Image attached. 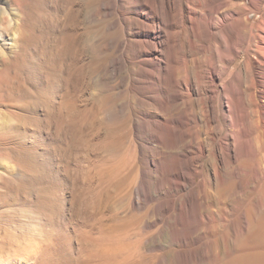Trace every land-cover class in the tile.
<instances>
[{
	"label": "rangeland",
	"instance_id": "374dc122",
	"mask_svg": "<svg viewBox=\"0 0 264 264\" xmlns=\"http://www.w3.org/2000/svg\"><path fill=\"white\" fill-rule=\"evenodd\" d=\"M100 3L0 2V245L8 251L40 240L35 264H264V134L257 138L264 93L255 88L249 98L241 77V116L236 108L220 114L219 128L199 142L182 124L174 144L170 129L128 133L126 112L141 114L123 94L124 73L95 77L116 47L107 45L101 56L94 35L107 43L119 37L96 19ZM84 58L95 62L88 74L78 69ZM238 62L242 67L244 57ZM70 97L76 116L62 112L73 109ZM233 123L244 129L236 143ZM200 146L206 173L215 147L225 157L226 188L209 190V208L197 175Z\"/></svg>",
	"mask_w": 264,
	"mask_h": 264
},
{
	"label": "bare ground",
	"instance_id": "6f19581e",
	"mask_svg": "<svg viewBox=\"0 0 264 264\" xmlns=\"http://www.w3.org/2000/svg\"><path fill=\"white\" fill-rule=\"evenodd\" d=\"M95 14L96 19L105 22V31L119 36L107 43L102 41L100 33H94L93 41L101 56L107 45L116 47V54L110 60L102 56L95 77L100 82L101 78L116 79L124 73L120 76L127 86L123 94H129L131 101L140 107L138 119L132 118L129 110L126 112L130 120L128 133L139 136L144 129H170L173 136L168 140L174 144L182 124L188 135H192L191 140L199 142L203 137L210 138L215 128H219L220 114L224 115L225 111L231 114L236 108L241 116V77L251 91L259 88L264 93V0H101ZM243 57V66L237 67ZM93 62L84 58L78 69L85 68L88 74ZM127 69L131 72H125ZM219 84L221 91L216 88ZM256 96L257 92L252 91L249 98ZM66 104L73 107L62 111L66 116L79 113L71 97ZM102 113L106 115L107 110L103 109ZM172 120L176 124L170 123ZM231 126L233 133L229 137L235 141L238 132L244 129L239 124ZM238 149L235 145L229 147L231 157L238 156ZM243 149L247 152L252 148ZM200 154L197 175L201 177L203 201L209 208L213 200L209 190L214 187L219 193L226 188L221 177L225 157L219 147L214 148L210 174L205 170L202 146ZM259 155L263 171L264 148ZM258 190L264 192V182ZM34 244L16 243L8 251L0 245V264H35L41 255L40 240Z\"/></svg>",
	"mask_w": 264,
	"mask_h": 264
},
{
	"label": "snow or ice",
	"instance_id": "6c2138e0",
	"mask_svg": "<svg viewBox=\"0 0 264 264\" xmlns=\"http://www.w3.org/2000/svg\"><path fill=\"white\" fill-rule=\"evenodd\" d=\"M0 2H2V0H0Z\"/></svg>",
	"mask_w": 264,
	"mask_h": 264
}]
</instances>
